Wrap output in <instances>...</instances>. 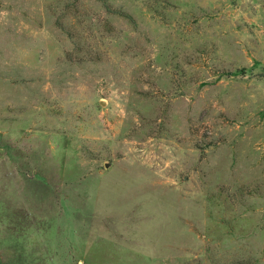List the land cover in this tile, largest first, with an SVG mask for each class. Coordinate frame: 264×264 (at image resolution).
Wrapping results in <instances>:
<instances>
[{
    "label": "rangeland",
    "instance_id": "1",
    "mask_svg": "<svg viewBox=\"0 0 264 264\" xmlns=\"http://www.w3.org/2000/svg\"><path fill=\"white\" fill-rule=\"evenodd\" d=\"M0 264H264V0H0Z\"/></svg>",
    "mask_w": 264,
    "mask_h": 264
},
{
    "label": "trees",
    "instance_id": "2",
    "mask_svg": "<svg viewBox=\"0 0 264 264\" xmlns=\"http://www.w3.org/2000/svg\"><path fill=\"white\" fill-rule=\"evenodd\" d=\"M237 73H238V71H236V72H234V73H227V74H229V75L232 76V75H234V74L237 75Z\"/></svg>",
    "mask_w": 264,
    "mask_h": 264
}]
</instances>
